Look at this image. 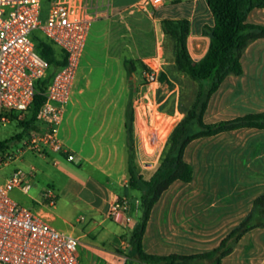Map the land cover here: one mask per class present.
<instances>
[{
    "label": "crops",
    "instance_id": "obj_1",
    "mask_svg": "<svg viewBox=\"0 0 264 264\" xmlns=\"http://www.w3.org/2000/svg\"><path fill=\"white\" fill-rule=\"evenodd\" d=\"M106 1L109 7L103 9V18L90 30L74 90L64 108L60 138L66 152H51L45 157V188L52 185L58 189L56 207L47 215L53 227L79 238V246L93 235L88 248L97 264H141L129 257L130 236L142 216V192L130 186L128 162L145 180L154 175L179 123V107L177 89L166 92L161 81L143 86L144 71L129 78L124 62L136 60L147 65L152 57H158L161 74L168 76L166 66L178 71L174 40L169 38L166 49L161 43L160 34L169 37L162 30L164 19L190 20L188 49L198 62L209 50L210 38L205 30L214 26V17L207 0H164L156 9H143L141 5L147 0ZM103 2L100 0L101 9ZM247 23L264 25V9L252 10ZM125 30L131 31L127 40ZM241 64L243 74L227 76L211 97L204 114L206 123L264 112V39L247 47ZM182 76L193 83L197 94L199 83ZM150 86H157L161 101L158 113L166 114L158 128L149 125L146 115L154 114L153 110L136 103L139 95L143 101L148 96L155 102ZM144 88L149 90L144 92ZM69 155L74 161L67 160ZM184 159L193 168V180L172 183L153 207L143 237L147 254L211 252L250 215L256 199L264 196V129L244 128L194 140L187 146ZM49 163L52 170L46 166ZM15 168L16 164L2 178L9 177ZM66 194H72L75 205L88 214L93 225L88 232L76 236L60 222L57 206ZM121 198L129 199L130 211L116 221L108 212ZM78 254L81 259L79 249ZM222 264H264V228L245 234Z\"/></svg>",
    "mask_w": 264,
    "mask_h": 264
},
{
    "label": "built area",
    "instance_id": "obj_2",
    "mask_svg": "<svg viewBox=\"0 0 264 264\" xmlns=\"http://www.w3.org/2000/svg\"><path fill=\"white\" fill-rule=\"evenodd\" d=\"M103 1L101 9L100 0H0V123L25 120L38 83L48 74L50 65L37 48L35 31L66 56V64L56 70L47 87V101L35 127L23 136L25 150L19 152L32 150L44 157L51 152H66L60 138L63 112L75 87L90 30L103 18V9L109 7ZM45 4L49 9L43 24ZM163 4L164 0H147L141 7L156 9ZM146 66L144 85L158 84L160 59L152 57ZM138 101L143 103V96ZM15 141L20 142L17 137ZM20 157L11 144L0 151V264H81L79 238L48 221L47 214L58 201L56 191L45 188L34 210L17 201L13 192L29 194L34 188L35 170L15 168L9 177H1V171L15 165ZM74 159L73 155L67 157L68 161ZM129 211V199L121 198L111 205L108 216L120 221Z\"/></svg>",
    "mask_w": 264,
    "mask_h": 264
},
{
    "label": "trees",
    "instance_id": "obj_3",
    "mask_svg": "<svg viewBox=\"0 0 264 264\" xmlns=\"http://www.w3.org/2000/svg\"><path fill=\"white\" fill-rule=\"evenodd\" d=\"M214 17V26L207 27L205 35L210 38V46L206 56L196 62L188 49V38L191 34L189 19H164L161 22L163 33L175 42V65L180 74L199 83V90L184 118L178 123L170 136L162 161L154 175L145 180L140 176L132 162H128L130 186L142 192V216L130 236V258L141 264H222V259L230 255L241 238L256 228H264V196L256 199L250 215L235 228L211 252L168 256L147 254L143 249V237L153 207L161 195L175 181L190 183L193 180V168L184 159L187 146L194 140L213 137L223 132L244 128L264 129V112L238 117L233 120L208 124L204 114L211 97L229 75H242L241 58L247 47L258 39H264V25L247 23L249 13L254 9H264V0H207ZM37 48L42 57L49 63L47 76L38 83L37 93L24 121L18 122L22 128L21 135H27L35 127L38 114L47 101V87L60 67L66 64L64 52L45 38L36 39ZM125 69L129 78L137 71H147L148 67L136 60H125ZM161 81L164 74L160 75ZM41 83L43 87L40 88ZM133 111L129 102L127 133L132 139ZM19 135L17 136V138ZM9 143L0 144V151Z\"/></svg>",
    "mask_w": 264,
    "mask_h": 264
},
{
    "label": "rangeland",
    "instance_id": "obj_4",
    "mask_svg": "<svg viewBox=\"0 0 264 264\" xmlns=\"http://www.w3.org/2000/svg\"><path fill=\"white\" fill-rule=\"evenodd\" d=\"M48 9H49L48 4H45L41 15V21L43 24L46 23ZM130 33L131 31L128 30H125L123 32L124 38L126 40L129 38ZM35 34L38 36V38H42L40 31L38 30L35 31ZM155 37L156 36L154 33V38ZM160 37L162 41L161 43L164 45L166 49L167 48L166 44L170 37L168 38L162 37L161 34ZM165 59L167 62L168 60L166 57ZM166 72L168 76L165 74L164 79L162 81L160 79L161 83L164 84L162 89L166 92H170L174 89H177L176 92L178 96L179 111L177 113L176 120L177 122H180L185 116L184 114L186 113L185 109L187 108L189 109L191 107L190 105L193 104V100L196 96V90L194 89L195 87L193 83L184 79L182 74L176 71L175 67L171 68L169 66H166ZM143 86H149V85L145 84ZM41 87H43L42 83L40 88ZM150 87L152 88L151 93L153 92L155 102L152 101L148 96L145 97V101H143V103L139 102L138 100H140L142 97V95H139L136 103L138 106L147 105L153 110L154 114L152 115L146 114V115L148 117L149 125L151 126L152 124L153 128H158L163 124L166 114L164 112L158 113L159 111H161L160 110L161 101H159L157 97V93H156L157 86H150ZM144 89H145L144 92H147L149 90L147 88ZM21 132H22V128L18 125L17 122L13 121L7 124L0 123V144L5 142L11 144L12 151L16 155L21 156L16 163L17 168L23 169L25 171H30L32 168H35L38 171L35 178L33 179L34 188L31 190L29 194H23L20 191H16L13 193V197L17 199L20 203L35 210L38 207L37 202L41 200L40 193L43 190H45V157L39 155L36 151H32V150H26L24 153L18 151V150H25L23 146L24 137L21 135ZM18 135H19L18 140L20 142L17 141L14 142V140ZM49 164L46 166L48 169L51 168L52 170L53 164L51 163ZM10 169L11 167L4 168L1 171V177L4 176ZM48 187H52L55 191L58 190L52 185ZM57 213L60 217L59 218L60 222L65 223L66 229L70 232L73 231L76 236L84 232L85 233L88 232L89 229L93 226L92 223H90L88 220V214L75 205L74 197L72 194H66L64 196L62 195V200L58 203L57 206ZM141 214L142 212L140 211V215ZM82 218H84V220L80 221ZM92 237L93 235H90L89 237L83 239L82 241L83 244L79 246V250L81 253V259H80L81 264H97V262H99L97 261L96 257L92 256V254L90 253V249L88 248V243ZM81 248H83L82 251Z\"/></svg>",
    "mask_w": 264,
    "mask_h": 264
}]
</instances>
